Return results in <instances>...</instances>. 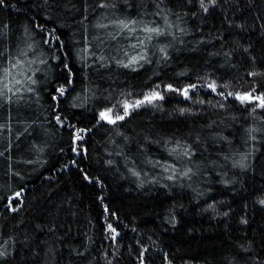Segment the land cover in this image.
I'll return each instance as SVG.
<instances>
[{"label": "trees", "instance_id": "1", "mask_svg": "<svg viewBox=\"0 0 264 264\" xmlns=\"http://www.w3.org/2000/svg\"><path fill=\"white\" fill-rule=\"evenodd\" d=\"M7 4L0 6V76L10 55L26 51L20 59L38 69L39 83L31 85L36 89L31 93L21 85H15L11 94L5 90L11 101L0 96V124L11 125L0 129V196L24 189L23 204L15 213L0 200V244L7 241L10 253L0 258V264H107L108 260L139 264L140 244L147 248V264H165V252L172 264H252L256 259L264 264V206L257 203L258 194L264 192V131L255 133V141L248 135L252 126L264 129L260 119L264 112L256 109L253 114L251 106L245 109L197 79L231 80L234 87L246 89L253 79L245 77L251 57H256L257 68L264 69L260 28L264 0H218L208 13L198 11V0L191 5L187 0H105L104 8L99 7L100 0H7ZM181 9L197 15L184 16ZM165 15L185 31L170 29L145 40L143 51L137 45L145 39L140 24L135 33L120 35L108 24L128 17L164 28ZM37 23L45 30L35 28ZM241 23L243 29L236 27ZM53 29L59 40L44 44ZM33 42L34 48L26 49ZM162 46L167 58L159 51ZM244 47L249 48L247 53ZM228 51H233L232 57L224 55ZM137 54L146 59L124 66ZM64 63L70 64L75 76L59 102V113L69 118L60 125L50 93L53 81L66 82ZM13 75L22 79L15 70ZM255 79L264 86V75ZM161 82L198 87L190 91V98L165 88L162 100L132 109L116 126L96 124L97 110L110 105L112 97L120 99L121 93L130 94V99L141 97ZM5 83L0 80V88ZM16 87L22 90L15 92ZM217 102L226 107H217ZM180 108L191 111L181 113ZM119 111L122 114V108ZM68 123L91 129L80 133L79 153L71 151ZM188 145L196 149L192 158L177 154ZM242 153L247 155L245 168L233 164ZM185 167L194 169L191 179L179 176ZM79 168L99 177L103 187L84 181ZM169 175L177 179L169 180ZM169 208L174 210L175 225L166 220ZM242 216L247 224L241 223ZM106 222L118 229L115 243L106 238ZM249 241L254 249L244 252L240 245L247 247Z\"/></svg>", "mask_w": 264, "mask_h": 264}, {"label": "snow or ice", "instance_id": "2", "mask_svg": "<svg viewBox=\"0 0 264 264\" xmlns=\"http://www.w3.org/2000/svg\"><path fill=\"white\" fill-rule=\"evenodd\" d=\"M187 3L189 5L194 3V0H187ZM218 3V0H198V11H202L203 13H208L211 7H214ZM0 6L8 7L7 0H0ZM15 7V5H12ZM107 5L105 4V0H100L99 7L104 8ZM87 7V6H86ZM112 7H115V5H112ZM157 9L161 8V4L157 3L156 4ZM167 12L171 13L172 9L167 8ZM184 16H196L197 12L192 11L188 12L183 9ZM161 13L160 11H157L155 15L159 16ZM86 19V17H85ZM176 20L180 21L181 16L177 15ZM164 22L166 27L162 28L161 26L153 25L152 22H143L136 20L135 18H128V17H123V18H118V19H113L108 22L109 25H112L114 27V30L116 32V35H120L121 32L127 31L128 33H135L136 32V25L140 24L141 25V31L145 34V39L144 40H138L137 45L141 46V50L143 51L142 46L144 45L145 40L151 41L154 39V37H159L162 34H165L169 32L170 29H177L179 32L183 33L185 31L184 28L179 27L176 24H170L167 18V15L164 17ZM229 25L233 23V21L228 20ZM98 27H108V25L105 24H98ZM7 27V25H5ZM236 27L243 29L245 27V24L241 23L236 25ZM35 28L39 29L40 31L45 30V26L43 24L37 23L35 25ZM260 28L262 29L261 34L264 35V22L260 24ZM25 33L29 31L28 27L26 26L24 28ZM175 35L174 33H172ZM109 35H112V33H109ZM115 37L113 36V39ZM53 40H59V37L55 35V30H49V35L47 39L43 40L44 44H51ZM33 43H28L26 44V49H33L34 48ZM61 47H63V41H60ZM239 46V45H238ZM221 48H223V45H221ZM159 51L163 54L165 58H167V51L165 47H160ZM244 52H248L249 48L244 47L243 48ZM218 54V53H217ZM3 53H0V56H2ZM27 52L26 51H20L17 56H9L8 57V67L3 68L2 72L3 75L0 76V80H7V83L3 85V88H0V96H5V90L7 93L11 94L14 92V86L15 85H21L23 88H26L27 92H34L36 91L35 88H33L31 85H37L39 81L36 79L35 74L38 72V69L32 68L31 63L25 64V61L20 59L22 56H26ZM127 56V54H125ZM226 57H232L233 51H228L224 53ZM54 59H60L59 56H54ZM105 58L103 56L100 57V60L103 61ZM146 56L143 55H133L128 58V63L125 64L124 66L128 67L131 66L134 63H138L140 60H145ZM252 66L246 70L245 72V77H251L253 78L252 81L249 83V86L245 89L243 85H241L239 88H236L233 86L231 80L224 81L223 83L218 82L217 79L211 78V77H198V81L200 82L201 86L206 85L208 89L211 90V92L216 93L217 95L224 97L225 99L229 97H233L234 100L239 101L242 105L245 106V109H247L249 106H251L252 113L255 114L256 109H260L261 112H264V86L260 85L256 81V77L264 75V69H259L256 67L255 61L256 57L252 56ZM35 62V61H33ZM117 64H123L124 62L121 60L116 61ZM40 64H45L46 61L40 60ZM103 66V65H101ZM64 69L67 70V76L65 77V83H60L58 80L53 81L52 83L55 84V86L52 88V92L50 93L51 100L55 105V109L53 110V115L56 120V122L60 125H65V121L68 120L69 118L61 115L59 113V102L61 97H65L68 89V86L74 83V76L75 73L72 70V67L70 66L69 63H64L63 64ZM13 70H15L16 75H19L22 77V79H15V76L13 75ZM27 72H32L33 75H27ZM46 87L50 86L48 82H46ZM198 87L197 83H186L182 87L177 86V84L174 83H157L149 88H147L143 95L141 97H137L134 99H130V94L126 93H121L120 94V99H115L114 97L111 98V103L110 105H105L101 108H99L96 112V115L93 117L96 120V124L100 125L102 123H107L109 125L116 126L118 121H123L125 117L129 116L131 113V110L134 108H138L142 106L145 103H152L157 100H162L164 98L163 96V89H167L171 92H176L182 94L186 98H190L189 93L191 90L196 89ZM22 90L21 87H16L15 92H20ZM5 98L8 101H11L12 96L7 95ZM75 99V98H74ZM200 103H204V101H200ZM78 106V105H77ZM217 107L219 108H225L226 105L223 103L217 102L216 104ZM122 108V114L120 113L119 109ZM179 111L181 113L184 112H190L191 109H185V108H180ZM261 120H264V115L260 117ZM11 128L10 124H0V129L3 128ZM67 127L72 131V136H71V151L73 153H79L81 149L78 147V142L82 141L83 137L80 135L82 132H89L91 129L88 128H80L74 124L68 123ZM259 131H264V129L257 128L255 126H252L248 129V135L249 139L255 141L257 139V136L255 135L256 132ZM19 135V133H17ZM219 135V134H216ZM226 139V138H225ZM200 140V135L197 133L196 134V141L199 142ZM181 146V141H177V148ZM175 151V149H173ZM196 149L192 145H188L187 148L181 153H177L178 155H182L183 157H189L192 158L194 152ZM83 152L86 153L87 149L84 148ZM2 155V153H0ZM241 159L239 161H234L233 164L236 166L237 164L241 168L247 167V164L245 161L247 160V155L241 154ZM228 159L229 157H225ZM70 164L78 165V161L76 160H71L69 161ZM109 164L112 163V161H108ZM63 167L67 168L68 164L63 165ZM177 165L173 164L172 169H176ZM79 171L82 174V178L84 181L88 182H99L101 184V187H103V181L100 180L99 177H93L90 175V173L83 168H79ZM133 175L139 177L140 173L136 172L134 169ZM165 171H169V169L165 168ZM195 174L194 169L192 167H185L183 171L179 172V176L181 177H188L191 179V175ZM16 175H20L19 173H16ZM169 180H176L177 177L176 175H169L168 176ZM224 184H229L231 181L224 180ZM23 193L24 189L23 187H20L18 190H14L11 192V195H3L0 196V200H5L6 201V209L15 213L17 212L22 204H23ZM101 201H103L104 197L101 196L99 197ZM257 203L260 205L264 206V192H261L257 196ZM209 208H213V205H209ZM247 207V205H245ZM104 211L105 213H109L110 209L107 204L104 205ZM168 215L166 217V220L168 223L175 225L177 223L176 216L174 215V210L172 208L166 209ZM231 211V210H229ZM112 216L118 217V213L116 212H111ZM224 216H228L229 212L223 213ZM241 223L242 224H247L248 219L246 217H241ZM55 227V226H53ZM51 230V229H50ZM105 232L108 234L106 238L110 239L113 243L116 242L119 232L117 227L110 222H106V227H105ZM11 239V237H9ZM138 244H140L139 241H137ZM240 248L244 252H251L254 249V245L252 244L251 241L248 242L247 247L244 245H240ZM146 252L147 248L145 245L140 244V251L137 256V259L139 261V264H147L146 260ZM9 249L7 246V241H5L4 244H0V258H6L9 256ZM117 253L113 252V257H115ZM105 258H107L108 253L105 252ZM164 262L165 264H172V260L170 259L169 253L165 252L164 253ZM107 264H114V260H108ZM252 264H261V261L259 259H256L252 262Z\"/></svg>", "mask_w": 264, "mask_h": 264}]
</instances>
